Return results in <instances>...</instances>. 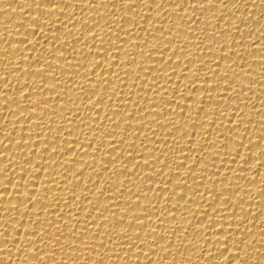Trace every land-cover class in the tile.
Returning a JSON list of instances; mask_svg holds the SVG:
<instances>
[{"label":"bare ground","instance_id":"obj_1","mask_svg":"<svg viewBox=\"0 0 264 264\" xmlns=\"http://www.w3.org/2000/svg\"><path fill=\"white\" fill-rule=\"evenodd\" d=\"M264 264V0H0V264Z\"/></svg>","mask_w":264,"mask_h":264},{"label":"snow or ice","instance_id":"obj_2","mask_svg":"<svg viewBox=\"0 0 264 264\" xmlns=\"http://www.w3.org/2000/svg\"><path fill=\"white\" fill-rule=\"evenodd\" d=\"M209 2H211V0H209ZM230 264H231V262H230Z\"/></svg>","mask_w":264,"mask_h":264}]
</instances>
